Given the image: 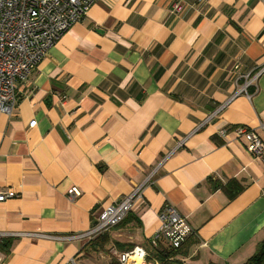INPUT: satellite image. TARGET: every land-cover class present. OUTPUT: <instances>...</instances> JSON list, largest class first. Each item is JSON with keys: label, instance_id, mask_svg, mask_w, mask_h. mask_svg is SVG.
<instances>
[{"label": "crops", "instance_id": "1", "mask_svg": "<svg viewBox=\"0 0 264 264\" xmlns=\"http://www.w3.org/2000/svg\"><path fill=\"white\" fill-rule=\"evenodd\" d=\"M262 66L260 0H95L0 112V191L15 192L0 264H119L136 246L145 264H244L264 241V162L234 127L264 139ZM136 189L121 223L87 235ZM165 205L193 228L173 263L149 243Z\"/></svg>", "mask_w": 264, "mask_h": 264}, {"label": "built area", "instance_id": "2", "mask_svg": "<svg viewBox=\"0 0 264 264\" xmlns=\"http://www.w3.org/2000/svg\"><path fill=\"white\" fill-rule=\"evenodd\" d=\"M95 0H0V112L11 114L16 106L17 85L20 80H27L39 61L55 44L59 36L74 22L82 19ZM264 3V0H260ZM173 9L182 10L176 1ZM264 73V66L258 74ZM240 92V91H239ZM35 120L29 123L33 126ZM237 137H244L247 150L257 160L264 162V139L246 126L234 127ZM225 135V129L218 132ZM80 190L73 186L67 196L74 198ZM14 190L0 191V202L14 197ZM141 193L136 189L121 201L107 206L95 220L89 237H95L105 230L121 223ZM159 224L149 238L150 245L158 247L164 242L176 249L193 234V228L172 205H165L158 213ZM148 256L142 247H134L117 255L119 264L136 261L143 264ZM65 264H77L69 259Z\"/></svg>", "mask_w": 264, "mask_h": 264}, {"label": "trees", "instance_id": "3", "mask_svg": "<svg viewBox=\"0 0 264 264\" xmlns=\"http://www.w3.org/2000/svg\"><path fill=\"white\" fill-rule=\"evenodd\" d=\"M229 194L234 195V192ZM152 248L155 250L154 254L157 260L159 261L168 260L170 263L174 262L170 260L174 258L173 256L175 255V252L178 248L173 249L171 247H153V246ZM244 264H264V241L261 242L255 254L252 255Z\"/></svg>", "mask_w": 264, "mask_h": 264}, {"label": "bare ground", "instance_id": "4", "mask_svg": "<svg viewBox=\"0 0 264 264\" xmlns=\"http://www.w3.org/2000/svg\"><path fill=\"white\" fill-rule=\"evenodd\" d=\"M135 258H137V257H135ZM136 260V264H142L141 262L142 261H140V259H135ZM134 264V263H133Z\"/></svg>", "mask_w": 264, "mask_h": 264}]
</instances>
